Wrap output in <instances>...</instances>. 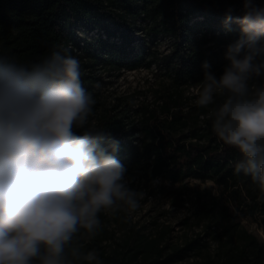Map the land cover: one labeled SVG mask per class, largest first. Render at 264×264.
<instances>
[{
	"label": "trees",
	"instance_id": "obj_1",
	"mask_svg": "<svg viewBox=\"0 0 264 264\" xmlns=\"http://www.w3.org/2000/svg\"><path fill=\"white\" fill-rule=\"evenodd\" d=\"M229 6L236 9L233 15L241 14V0H0V55L28 65L54 45L70 46L81 60L83 85L96 100L90 126L103 133L109 152V145L118 142L115 155L131 182L145 189L146 199H156L163 190L180 191L189 182L220 188L225 200L206 196L205 213L197 212L193 222L202 230L175 247L166 261L204 255V240L212 235L217 250L206 264H264V246L237 222V217L253 218L264 228V202L250 177L235 174L238 151L212 130L213 110L222 98L198 108L197 93L189 94L200 89L204 62L221 75L226 47L240 36L237 25L224 26ZM164 42L165 53L158 49ZM153 67L162 82L151 101L122 99L107 107L95 92L102 79L96 73ZM196 195L203 201V194ZM165 233L131 228L118 248L107 251L97 236L87 250L101 249L104 264H134L141 257L159 264L168 247Z\"/></svg>",
	"mask_w": 264,
	"mask_h": 264
},
{
	"label": "clouds",
	"instance_id": "obj_2",
	"mask_svg": "<svg viewBox=\"0 0 264 264\" xmlns=\"http://www.w3.org/2000/svg\"><path fill=\"white\" fill-rule=\"evenodd\" d=\"M241 5L224 20L240 36L226 47L219 77L202 65L195 105L222 98L212 130L238 151L235 174L250 177L264 202V0ZM81 77L63 44L28 65L0 55V264H104L81 237L100 234L102 213H124L127 222L141 207L145 193L131 187L118 142L109 152L90 126L96 100Z\"/></svg>",
	"mask_w": 264,
	"mask_h": 264
},
{
	"label": "rangeland",
	"instance_id": "obj_3",
	"mask_svg": "<svg viewBox=\"0 0 264 264\" xmlns=\"http://www.w3.org/2000/svg\"><path fill=\"white\" fill-rule=\"evenodd\" d=\"M158 49L161 52H167V42L161 43ZM96 76H100L102 79L97 83L95 92L98 94L100 101L107 107L114 106L122 99H130L135 103L138 101H151L153 92L162 82L161 72L154 67L150 70L139 69L120 74L96 73ZM191 93L196 94L198 91L197 89L190 90L189 94ZM185 186L187 187L180 191L167 192L163 190L156 199H146L147 192L145 189L136 182H131V187L145 193L141 201V207L127 222H125L124 213H119L115 217L106 216L102 213L100 216L102 231L98 235L103 240L102 246L107 251L118 248V245L122 244L125 237L130 234L131 228L147 235L157 234L165 230L164 242L168 247L159 264H206V260L213 257L217 250V243L212 239V235L206 236L204 240V244H206L204 255L182 261H178L176 258L166 261L167 254L172 252L175 247L183 245L186 240L194 237L195 234L202 230L201 227L196 226L193 222L197 212L205 213L202 204L206 201V196L210 194L218 196L222 201L225 200L220 188L211 182H189ZM197 192L203 194V201L198 199ZM182 200H185L183 207L181 206ZM230 212L234 213L235 209L231 207ZM186 218L190 220L187 224H184L183 222ZM153 222H157V225H154ZM237 222L240 228L255 236L264 246V228L257 220L237 217ZM206 223L207 221H204L201 226H206ZM91 240L81 237V243L85 251H88L87 246L91 243ZM95 250L99 254L101 249L95 248ZM134 264H155V262L141 257Z\"/></svg>",
	"mask_w": 264,
	"mask_h": 264
}]
</instances>
